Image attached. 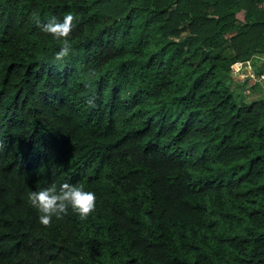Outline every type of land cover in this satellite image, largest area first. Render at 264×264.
<instances>
[{
    "label": "trees",
    "instance_id": "trees-1",
    "mask_svg": "<svg viewBox=\"0 0 264 264\" xmlns=\"http://www.w3.org/2000/svg\"><path fill=\"white\" fill-rule=\"evenodd\" d=\"M67 14L57 60L38 25ZM246 61L264 74V0H0V264H264ZM52 183L94 211L41 225L28 194Z\"/></svg>",
    "mask_w": 264,
    "mask_h": 264
},
{
    "label": "clouds",
    "instance_id": "clouds-1",
    "mask_svg": "<svg viewBox=\"0 0 264 264\" xmlns=\"http://www.w3.org/2000/svg\"><path fill=\"white\" fill-rule=\"evenodd\" d=\"M74 17L67 14L62 20L55 16L47 22L39 24L40 29L55 40L63 39V46L56 51L55 58L61 60L71 51L68 39L73 28ZM30 205L38 213V222L43 226L50 225L54 220H60L69 212L81 219L87 218L95 209L96 193L86 190L81 184L55 183L28 194Z\"/></svg>",
    "mask_w": 264,
    "mask_h": 264
},
{
    "label": "built area",
    "instance_id": "built-area-1",
    "mask_svg": "<svg viewBox=\"0 0 264 264\" xmlns=\"http://www.w3.org/2000/svg\"><path fill=\"white\" fill-rule=\"evenodd\" d=\"M230 76L237 80L257 81V82L264 79V74L260 75L259 78L255 77L253 67L250 61L234 63L230 69Z\"/></svg>",
    "mask_w": 264,
    "mask_h": 264
},
{
    "label": "rangeland",
    "instance_id": "rangeland-1",
    "mask_svg": "<svg viewBox=\"0 0 264 264\" xmlns=\"http://www.w3.org/2000/svg\"><path fill=\"white\" fill-rule=\"evenodd\" d=\"M226 51L227 50H222V53L225 54ZM250 84L247 85V87L245 88L248 91L245 92V94H243V96L241 95L242 97H244L246 99V101H249L250 102L252 100H255V99H259V98L264 97V86H262L261 88H259L260 90H258V89H254V88H251V87L249 88V86H252Z\"/></svg>",
    "mask_w": 264,
    "mask_h": 264
}]
</instances>
